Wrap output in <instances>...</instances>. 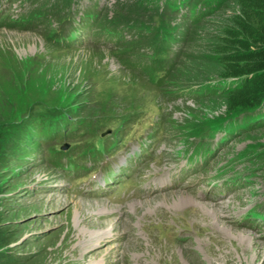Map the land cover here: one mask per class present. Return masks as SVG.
Masks as SVG:
<instances>
[{
  "label": "rangeland",
  "instance_id": "1",
  "mask_svg": "<svg viewBox=\"0 0 264 264\" xmlns=\"http://www.w3.org/2000/svg\"><path fill=\"white\" fill-rule=\"evenodd\" d=\"M20 1L0 2L3 7L7 6L9 13L17 16L28 8V3L21 4ZM152 1L161 5V0ZM118 2L100 0L104 18L107 12L109 17L119 13ZM94 3L93 0H82L81 5ZM226 8L204 22L207 33L214 34L217 17L226 14ZM143 30L152 37L154 28L146 26ZM0 32V137L4 134L9 140L17 137L20 132L17 129L32 113L63 110V113H75L73 123L75 118L84 116L88 120L102 118L105 127H114V118L158 101L178 121L170 140L162 145L167 158L162 160L163 172L157 176L168 184L185 163L183 160L175 162L168 154L180 146L179 140L188 139L190 131L185 127L225 118L224 109L214 112L222 104L219 100L208 103L184 93L178 99L167 101L162 94L163 90L170 94L177 92V85L188 87L186 81L200 76L201 71L192 64H198L197 56L210 50L211 43L205 41V31L204 34L202 31L197 35L194 33L184 45L172 75L178 83L174 86L170 79L163 90L152 87L148 76L124 68L116 57L118 49H113V43L88 42L85 37L83 46L76 44L70 49H58L48 42L46 28L36 31L0 29ZM199 34H202L200 38ZM212 98L220 99V96ZM253 126L256 128L246 134L232 135L233 141L228 146L225 144L210 169L217 170L228 162L232 170L236 167L237 171L248 173V186L225 196L215 192L212 197L205 187H191L192 179L187 185H173L160 193L139 191L126 203L107 197H84L72 188L67 175L51 163L52 148L64 143L62 133L56 137L57 130L46 134L48 130L41 132L38 126L29 131L27 140H17L18 153L9 157L6 169H0L1 218L17 230L19 242L23 243L18 252L29 258L31 264H264V223L259 222L256 229L251 224L241 225L247 212L256 204L264 203V166L252 161V157L264 151V127ZM224 128L226 132L230 131L227 124ZM121 137L117 132L111 137H103L98 142L97 148L101 150L98 154H84L81 149L61 156L68 163L73 158L86 157L91 164H103L108 169L111 168L108 162L115 159L117 150L124 144ZM50 139L53 140L48 141ZM93 140L91 137L90 141ZM75 141L67 138L65 143L72 145ZM83 141L88 139L76 143ZM79 167L81 170L73 173L72 179L77 184H85L89 168L80 164ZM139 172L147 173V165ZM160 186L158 183L157 187ZM173 193L188 194L180 200L187 204L182 207L160 205L159 196L160 199L164 195L172 197ZM69 198L71 200L65 201ZM83 199L94 201V204L90 206L87 202L86 209L80 214L77 203ZM97 201L108 202L110 212H98L106 209L99 208ZM188 211L192 217L188 222L179 219ZM159 223L187 225L196 231L195 237L188 243L170 241L165 247L158 239V230H148L149 226ZM235 234L245 235L247 239L239 240Z\"/></svg>",
  "mask_w": 264,
  "mask_h": 264
},
{
  "label": "trees",
  "instance_id": "2",
  "mask_svg": "<svg viewBox=\"0 0 264 264\" xmlns=\"http://www.w3.org/2000/svg\"><path fill=\"white\" fill-rule=\"evenodd\" d=\"M55 1L53 10L26 15L21 19V24L34 27L41 19H48L49 14L52 13L56 16L60 27L47 30L48 42L65 38L62 32L65 25L70 28L66 39L70 37L75 39L78 30L75 27L76 20L73 18L72 6H78L79 0ZM161 3V5H157L152 0H130V2L129 0H119L116 6L119 13L116 16L109 17V12H107L106 17L100 21L98 20L100 12L91 10L84 16L85 24L83 26L93 29L94 21L95 24L101 22L102 30H113L121 26H133L142 30L144 27L150 26L155 29L153 38L158 42L164 40L163 36L171 35L185 45L194 33L197 35L202 31L204 34L205 31L204 38L205 41L211 43L210 50L208 53L197 56L198 64H192L201 71V74L196 79L186 81L185 84L188 87L182 84L183 87L177 85V88L189 89L193 93V98H197L199 101L207 100L208 103H216L219 100L222 104L215 111L208 107L205 109L214 112H221L224 109L226 111L225 118L188 124L185 128L189 129L192 137L204 134L212 145L210 140L215 139L216 132L224 131V124H227L230 131L221 139V142L226 141L227 146L233 141L232 135L246 134L252 128H256L253 125L263 128L264 0H163ZM94 6L98 7L97 0H95ZM226 6L225 13L229 12V15L218 16L214 34L207 33V28L204 26L205 21L217 15ZM183 10H187V13L183 14ZM144 19L148 21L141 22ZM91 21H93L92 25H90ZM175 23L176 25H174ZM176 28L177 31H175ZM200 36L202 34H199L198 37L200 38ZM192 60L195 62V59ZM124 66L131 67L126 62ZM173 70L169 74V78L172 80ZM208 71L211 72L208 73ZM151 74L147 70V75ZM173 82L174 86L178 83L175 80ZM216 95H219L220 99L212 98ZM62 111H53L49 114L32 113L23 121L20 129H17L20 130L17 137L13 136L12 140H9L5 134L2 135L0 137V169L8 167L9 157L18 153L16 150L17 140H27L31 129L38 128V126L39 129H44L47 126L50 128L57 125L58 122L60 125L57 126L60 127L63 122H66L65 113ZM124 121L125 119L123 123ZM252 161L264 166V151L256 157H252ZM247 175V172L243 175L238 174L239 178L234 179L235 183H243V179L248 182ZM1 216L0 213V264H31L29 258L18 252L23 243L19 242L20 237L17 230L13 228L12 224L3 221Z\"/></svg>",
  "mask_w": 264,
  "mask_h": 264
},
{
  "label": "bare ground",
  "instance_id": "3",
  "mask_svg": "<svg viewBox=\"0 0 264 264\" xmlns=\"http://www.w3.org/2000/svg\"><path fill=\"white\" fill-rule=\"evenodd\" d=\"M0 34H1V32H0ZM37 41L35 40V43H36ZM188 194H186V193H173L171 196L172 197H168L167 195H164V196H162L161 197V199H160V196H159V203H160V205H164V203H167V205H169V206H171V207H182V205H186L187 203L186 202H182V201H180L181 200V197H184V199H185V197L187 196ZM68 200H71V198H69V199H66L65 201H68ZM182 200H183V198H182ZM188 200V199H187ZM156 201H158V200H156ZM162 201V202H161ZM169 201H171V205L169 204L170 202ZM87 202H88V205H90V206H92L93 204H94V201L93 202H90V201H85L84 199L83 200H80V202H78L77 204V209H78V211H79V213L80 214H82L81 213V210H83V209H86V207H84L85 206V204H87ZM98 202V207L100 208L101 206L102 207H104V209H106L105 211H103V210H101V211H98V210H95V211H98V212H110V209H109V203L108 202H105V201H97ZM97 204V203H96ZM105 205V206H104ZM90 209V208H89ZM103 209V208H102ZM213 212H215L214 210H213ZM89 215V214H88ZM234 237H236V238H238L239 240H246L247 239V237L245 236V235H241V234H235L234 235ZM254 262V261H253Z\"/></svg>",
  "mask_w": 264,
  "mask_h": 264
}]
</instances>
